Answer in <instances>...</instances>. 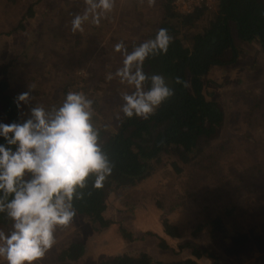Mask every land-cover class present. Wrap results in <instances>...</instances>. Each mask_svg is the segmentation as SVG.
<instances>
[{
  "label": "rangeland",
  "instance_id": "374dc122",
  "mask_svg": "<svg viewBox=\"0 0 264 264\" xmlns=\"http://www.w3.org/2000/svg\"><path fill=\"white\" fill-rule=\"evenodd\" d=\"M31 5L33 16L26 17L20 29L21 18ZM132 5L137 14L132 15L135 20L130 25L132 29L123 31V42L127 38L143 39L161 14L157 0H133ZM77 6V0H0V79L5 68L4 76L11 85L8 95L14 103L20 93L28 92L31 97L28 104L21 102V108L16 107L20 122L29 117L35 105L58 106L68 89L80 84L81 90L94 101V116L114 131L118 115L122 116L120 94L128 89L118 77L109 80L107 76L120 68L123 58L107 55L109 49L103 41L106 30L96 35L95 44L91 42L93 36L89 38L83 32L81 39L71 27L61 26L63 22L71 25L72 19L63 13ZM122 6L126 8L128 4ZM52 9L55 14L50 16ZM108 17L109 22L117 23L116 15ZM105 22L100 21L98 25ZM238 46L241 53L247 55L238 63L241 69L226 75L230 77L213 72L208 79L212 83L205 88L224 115L219 138L211 142V150L221 146L226 150L218 154V165L200 172L189 168L176 173L166 164L130 190H114L106 198L104 218L110 221L108 227L96 229L85 218L75 217L69 226L57 229L56 243L39 264H56L58 252L73 240L82 241L85 252L78 263L72 264H98L100 258L122 253L145 252L162 261L189 258V248L182 247L186 241L211 248L224 264H259L257 253L239 260L226 254L223 247L215 246L208 225L199 233L193 232L196 225L206 219L204 213L210 208L224 213L227 205H234L236 209L232 215L242 209L245 214L241 225L245 226L264 217V196L245 189V184L254 180L261 186L264 183V175L256 171L261 167L259 163H264V118L254 119V111L251 112L254 100L264 101V55L256 42H238ZM82 69L87 76L77 74ZM0 121L6 123L1 109ZM243 182L246 183L242 185ZM163 216L181 228V237L173 238L163 232L160 222ZM10 229L11 226L8 229L0 227L5 232ZM121 229L133 240L125 238ZM162 239L168 248L159 246ZM199 262L213 264L208 258H201Z\"/></svg>",
  "mask_w": 264,
  "mask_h": 264
},
{
  "label": "trees",
  "instance_id": "16d2710c",
  "mask_svg": "<svg viewBox=\"0 0 264 264\" xmlns=\"http://www.w3.org/2000/svg\"><path fill=\"white\" fill-rule=\"evenodd\" d=\"M159 4L161 14L155 26L134 45L154 38L160 28L168 30L173 41L167 53L149 57L144 62V71L149 75H163L174 94L147 120L128 119L122 114L116 119L114 131L94 116L102 147L113 171L100 189L93 188L94 177L89 178L87 187L80 190L82 198L74 201V207L77 210L75 217L85 218L96 229L110 224L104 213L106 198L114 190H130L166 164L176 173L189 168L200 172L218 165V154L225 148L221 146L213 151L211 142L219 138L224 115L218 102L206 92L209 70L213 66L235 63L242 52L238 42H256L264 55V0H217L214 11L208 13L205 9H197L188 15L177 13L172 0H160ZM31 7L22 16L20 29H23V20L33 16ZM199 22L202 23L200 27L196 26ZM4 69L0 79V109L6 123L20 122L16 104L8 95L11 85L4 76ZM177 77L187 82V87L177 84ZM253 103L251 112L254 111V119L264 118V101L254 100ZM259 166L256 171L264 175V163H259ZM245 186V189L255 190L259 197L264 196V183L261 186L254 180ZM235 209L234 205H227L223 213L210 208L209 212H203L206 219L197 224L193 232L199 233L208 225L211 240L215 246L223 247L226 254L242 260L257 253L258 263L264 264V217L246 226L241 225L245 212L237 209L232 215ZM160 222L166 235L173 238L182 236L181 228L166 216ZM11 224L5 213H0V227L8 229ZM120 232L128 240H133L125 230ZM159 246L168 248L163 239ZM182 247L189 248L191 257L162 261L145 252L138 255L122 253L100 258L98 264H200L201 258L211 259L213 264L225 263L218 260L219 255L211 248L200 247L191 241L184 242ZM84 252L82 241H70L58 252L56 264L78 263Z\"/></svg>",
  "mask_w": 264,
  "mask_h": 264
},
{
  "label": "clouds",
  "instance_id": "9594fccd",
  "mask_svg": "<svg viewBox=\"0 0 264 264\" xmlns=\"http://www.w3.org/2000/svg\"><path fill=\"white\" fill-rule=\"evenodd\" d=\"M83 14L71 20L73 33L91 17L94 24L112 12L115 0H84ZM173 37L160 28L154 38L129 51L123 41L114 45L122 66L107 79L118 77L123 117L147 120L174 94L161 74L149 75L144 62L166 54ZM177 84L187 82L176 78ZM28 92L15 98L17 109L28 104ZM94 101L83 91H69L58 106L35 105L22 122L0 121V213L12 222L0 230V264H39L56 243L58 228L69 226L77 214L74 201L82 198L88 179L100 189L113 165L94 123ZM119 118V115H118Z\"/></svg>",
  "mask_w": 264,
  "mask_h": 264
},
{
  "label": "crops",
  "instance_id": "0c3cea01",
  "mask_svg": "<svg viewBox=\"0 0 264 264\" xmlns=\"http://www.w3.org/2000/svg\"><path fill=\"white\" fill-rule=\"evenodd\" d=\"M132 1L133 0H119V1L115 2V5H114L112 12L109 13L108 15H112V14L116 15L117 16V18H116L117 23L113 24V23L109 22L107 18H110V17H108V15H107L106 18L101 20L103 22L106 20V22L103 23L102 26L96 25V24L92 23L91 17H90L89 20L84 22V24L82 25L83 31H77L79 38L81 37V39H82L83 32H85L89 38L93 36L92 37L93 39H91V42L96 44L97 43L96 35L99 34V32H104V30H106L107 35L103 36V38H104L103 41L105 42V46L108 47V49H109L106 51L107 55L108 56L109 55H121L120 53L115 52L113 49H114V45L116 43L122 41V37L124 35L123 31L125 29H127V30L132 29L130 27V25H132V23L135 21L134 19H132V15L137 14L133 8ZM157 1L160 3V0H157ZM122 4H124V6H126L128 4V7L124 8L122 6ZM77 5H79V6L70 8V11L66 10L67 12H64L63 15H66L72 19L74 15L83 14V12L86 8V5L84 4V0H77ZM50 11H51V8H50ZM54 12H55V10H53V12L49 13L50 16H53L55 14ZM63 20H65V19H63ZM142 21L144 23L146 20L143 19ZM64 23L65 22L61 23V26H63L64 29H68L71 27V25L67 26ZM98 26H100V27H98ZM99 36H100V34H99ZM125 37H127V36H125ZM140 38L141 37H137V40H128V38H127L124 41L125 45L129 51L132 50L130 48V46L133 47L136 42L142 40V38L141 39ZM118 39H120L121 41H118ZM245 56H247L246 53H241V55L238 57V59L235 61V63H233L231 65L211 67L209 70V73L207 75V80L210 79L213 72H214V75L215 74H219V75L222 74V75L226 76L228 73L235 72V71H237V69H241L242 66L238 63H240L241 61H244ZM121 63H122V61H121ZM121 66H122V64H121ZM105 70L107 71L108 68L105 67ZM226 77H230V76H226ZM212 80L215 83L217 82V81H215V79H212ZM209 83H212V82L209 80L207 85H209Z\"/></svg>",
  "mask_w": 264,
  "mask_h": 264
},
{
  "label": "built area",
  "instance_id": "2783aa9c",
  "mask_svg": "<svg viewBox=\"0 0 264 264\" xmlns=\"http://www.w3.org/2000/svg\"><path fill=\"white\" fill-rule=\"evenodd\" d=\"M172 5L175 11L182 15L193 13L197 9H205V11H213L215 9V0H172ZM77 74L80 77H85L87 74L84 69L78 70ZM69 91H82L80 84L74 88L68 89ZM94 107V104H93Z\"/></svg>",
  "mask_w": 264,
  "mask_h": 264
}]
</instances>
